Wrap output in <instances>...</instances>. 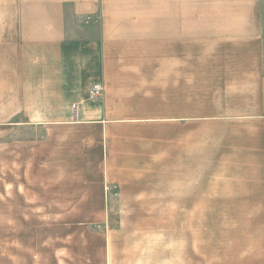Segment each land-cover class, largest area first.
<instances>
[{"label": "crops", "instance_id": "0c3cea01", "mask_svg": "<svg viewBox=\"0 0 264 264\" xmlns=\"http://www.w3.org/2000/svg\"><path fill=\"white\" fill-rule=\"evenodd\" d=\"M193 76L227 85L239 167H264V0H0V129L52 143L46 189L72 209L116 186L134 215L198 216Z\"/></svg>", "mask_w": 264, "mask_h": 264}, {"label": "rangeland", "instance_id": "374dc122", "mask_svg": "<svg viewBox=\"0 0 264 264\" xmlns=\"http://www.w3.org/2000/svg\"><path fill=\"white\" fill-rule=\"evenodd\" d=\"M197 78H191V97L199 132V194L192 205L198 216L158 221L134 215L116 186L107 205L95 186H86V208L72 209L64 191L46 189L58 182L50 171L44 180V155L56 158L52 143L45 148L40 137L0 129V264H264V204L247 198L253 197L247 179L263 175L264 167H239L227 85ZM85 132L80 128L77 137ZM80 149L84 160L95 154L86 140ZM92 175L85 172L83 180Z\"/></svg>", "mask_w": 264, "mask_h": 264}, {"label": "built area", "instance_id": "2783aa9c", "mask_svg": "<svg viewBox=\"0 0 264 264\" xmlns=\"http://www.w3.org/2000/svg\"><path fill=\"white\" fill-rule=\"evenodd\" d=\"M87 22H90L92 21V17L91 16H87L86 18ZM102 93V85L99 84V83H95L94 84V87L92 89V98L95 99V98H98Z\"/></svg>", "mask_w": 264, "mask_h": 264}]
</instances>
